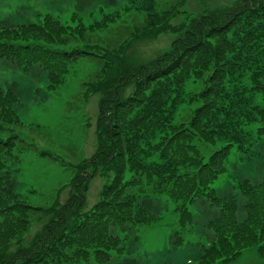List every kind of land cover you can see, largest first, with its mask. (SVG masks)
Wrapping results in <instances>:
<instances>
[{
	"label": "trees",
	"instance_id": "obj_1",
	"mask_svg": "<svg viewBox=\"0 0 264 264\" xmlns=\"http://www.w3.org/2000/svg\"><path fill=\"white\" fill-rule=\"evenodd\" d=\"M186 1L124 0L90 24L69 25L46 13L37 22L0 26V60L25 72L38 66L48 89L58 90L73 63L95 58L99 67L82 82V93L100 95L94 153L71 166L73 176L55 190L50 204L33 206L18 192L16 170L9 166L23 151L15 130L25 126L17 113L20 95L14 86L0 89V264H103L128 254L119 232L158 220L153 198L161 194L176 204L175 246L194 221L191 204L205 198L219 208L207 222L211 241L200 244L194 262L184 264H227L249 246L264 257V177L238 179L243 218L236 197L219 196L211 185L232 146L249 158L255 136L264 135V0H240L170 24ZM120 11L142 19L118 37L103 38ZM168 30L175 34L168 50L145 63L123 59L130 40ZM188 78L201 88L185 93ZM183 100L192 110L181 121L173 113ZM252 123L258 125L255 135L246 130ZM97 174L110 181L85 210L89 182ZM64 189L68 194L62 199ZM34 220L44 222L31 235Z\"/></svg>",
	"mask_w": 264,
	"mask_h": 264
},
{
	"label": "rangeland",
	"instance_id": "obj_2",
	"mask_svg": "<svg viewBox=\"0 0 264 264\" xmlns=\"http://www.w3.org/2000/svg\"><path fill=\"white\" fill-rule=\"evenodd\" d=\"M240 0H187L179 7L182 14L170 19V24L178 25L187 16H196L210 10H222ZM124 3L116 0L110 5L109 0H0V26H13L27 22H37L42 15L49 13L57 16L62 22L75 25L82 21L90 24L102 17V12L112 13ZM121 17L115 25L102 32L103 38L117 37L125 33L127 27L133 28L136 16L132 11H120ZM127 26V27H125ZM175 34L171 31L142 41L130 40L122 49L123 59L132 63H145L160 52L169 49ZM144 41V43H142ZM99 67V61L86 57L72 65L66 83L58 90H49L46 74L38 66L25 72L22 69L0 60V89L14 86L20 95L17 113L25 126L16 127L23 147L21 159L10 164L15 169L16 188L24 199L33 206H45L51 203L55 190L65 186L73 176L72 165L90 157L97 147L96 124L99 114V94L83 97L82 82L93 75ZM201 88L193 78L185 80V93H192ZM129 90V89H128ZM128 90L126 89L127 93ZM174 94V93H173ZM192 107L186 100L179 101L174 110V117L184 121ZM29 125H39L30 128ZM256 123L246 127L249 134H256ZM251 157L239 151L235 146L230 148L223 163L224 170L211 185L219 196L233 195L237 199L238 217H244V196L240 193L238 179L252 181L264 177V135L254 138L249 146ZM51 156H41L40 152ZM130 177L127 172L125 179ZM110 181V176L95 175L90 179L84 209L88 210L100 198L101 188ZM68 194L62 192V199ZM157 205L159 219L150 225H130L119 232L125 237L129 248L122 255H116L111 261L103 264H184L194 262L200 254V244H209L212 230L207 226L208 220L219 212L217 206H211L205 198L189 206L193 215L190 230L184 234V242L174 245L172 233L179 227V217L174 211L176 204L161 194L153 198ZM46 218L44 219V221ZM34 220L30 234L38 230L43 222ZM138 240L134 241L133 236ZM29 239V238H28ZM28 242V240L26 241ZM90 264V263H79ZM221 264V263H217ZM227 264H264L255 246H249L234 261Z\"/></svg>",
	"mask_w": 264,
	"mask_h": 264
}]
</instances>
